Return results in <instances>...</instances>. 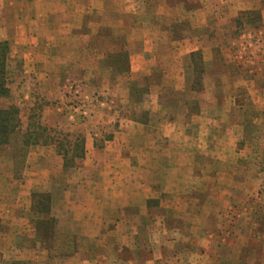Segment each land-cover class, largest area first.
<instances>
[{
    "label": "rangeland",
    "instance_id": "374dc122",
    "mask_svg": "<svg viewBox=\"0 0 264 264\" xmlns=\"http://www.w3.org/2000/svg\"><path fill=\"white\" fill-rule=\"evenodd\" d=\"M11 1L17 5L16 0H0V24H9V34L10 26L16 23L17 15ZM17 1L20 7L28 8V0ZM41 1L42 4H47L48 12L40 16L36 24H50V29H44L46 34L50 37L61 35L65 42L23 45L21 37H26V29L16 34L17 38L11 39V49L7 50L6 54L5 79L10 95L0 99V106L19 107L18 116L22 120V126L13 134L11 143L0 145V191L3 192L0 196L7 197L6 187L19 186L17 190H10V195L15 200L26 199V212L30 215V221L16 227H21L22 231L32 229L36 232V237L20 235L10 238L8 233L11 223H4L1 228L3 233L7 232V236L0 234V264H45L43 248L46 243L51 244L55 239L51 235L55 220H48L53 218L50 211L52 194L53 197L59 196V192L64 191L65 184L70 183V180L96 179L104 182L115 176L117 182L131 180L134 186L136 181H141L140 164L143 161L140 153L146 145L154 149L158 145L167 156L168 149L182 148L187 144L185 141L169 140L167 134L173 128L174 122L181 128L190 124L188 126L192 129V134H197L205 131L210 118L217 120L215 133L220 131L226 134V137L222 139L223 147L216 142L217 146L213 147V151L222 150L225 155L222 156L223 159L212 158V165L218 170V163H222L221 167L227 170L222 176L227 180L232 178L230 172L236 163L240 164L242 161L245 164L250 161V165L255 161V157L249 156L253 153L251 146L255 143L248 146L243 144L242 152H238L239 149L235 151L241 128L236 126L237 124H229L232 126H228L227 130L223 129L222 119L229 118L230 122L234 123L244 117L245 111H239V108L232 110L229 106L234 98L239 102L251 98L255 107L261 111V128L256 131L260 130L264 135V91H257L264 81V0H171L173 4L182 5L185 1L184 7L192 9L205 7L202 15L195 14L193 17L200 22L205 19L207 24L200 23V27L191 28V14L186 16L189 12L184 8L178 15L179 23L175 25L179 35L189 32L200 37L202 43L198 45L203 46L202 57L209 63L206 65L208 72L201 82L210 91L203 90L199 94L187 95L176 94L171 89L187 85L188 62L185 53L191 48L190 45L176 46L175 52L163 49L165 45L159 46L161 55L154 61V65H151L152 61L148 63L149 66L142 64L145 68L140 69L141 62L137 59L136 52L141 49V45L134 43L137 33L114 29L113 39L95 34L98 24L96 19L107 14L101 10L99 13L93 12V6L97 5L98 0ZM114 1L113 12L118 14L117 10L125 5V0ZM37 5H41V2ZM1 8L4 9L3 13ZM240 8L245 10L236 15ZM59 24L66 26L59 27ZM104 32L108 33L107 29ZM24 40L27 41V37ZM215 45L219 47L214 51ZM109 51H114L115 55H108ZM220 53L231 61V64L222 66ZM214 54L217 61L212 63ZM154 69L159 71L152 78H141L142 72ZM154 83L159 85L152 86ZM162 88L163 91L166 88L168 91L162 93ZM191 96H198L202 100V108L196 110L189 106L188 108L192 109L190 115H186L187 108L181 104ZM217 97L223 100L225 108H205L206 104L212 105L211 102H216ZM156 103L174 106L172 109L160 107L161 109L156 111L153 108ZM247 109L254 108L250 104ZM42 127L48 132L42 131ZM255 128L256 126L245 128V135L251 134ZM28 129L31 130L30 133H34L30 135L31 140L36 138L39 141L31 143L26 149L20 142L26 137V133L29 135ZM158 133L161 138L155 142V134ZM143 134L150 139L142 142L140 136ZM129 143L131 145H128ZM238 147L241 145L238 144ZM61 149L69 150L70 158L73 159L69 165L78 164L83 167L79 173H75L74 169L62 173L59 169L55 170L63 160L57 156ZM107 150H115V157L109 155ZM82 151L83 159L79 157ZM119 152L122 156H118ZM104 160L107 165L109 162L113 165L105 166ZM166 162L165 160L164 163ZM98 163L105 166L100 175H97V170L94 169ZM50 170L52 173H49ZM241 176L246 179V186L250 190L257 187L262 180L264 182V175L256 176L254 172ZM218 177L216 173L212 174V179ZM31 185L34 187L29 188ZM127 187L128 185L125 188H117V199H123L125 194L131 195V190L126 193ZM132 190L140 192V189ZM101 191L100 188L97 190L102 194ZM8 208L11 209V206ZM8 208L6 206V210ZM27 224H30V227ZM9 241L22 246L20 253L11 252ZM58 254L60 253H53V256L59 257Z\"/></svg>",
    "mask_w": 264,
    "mask_h": 264
},
{
    "label": "crops",
    "instance_id": "0c3cea01",
    "mask_svg": "<svg viewBox=\"0 0 264 264\" xmlns=\"http://www.w3.org/2000/svg\"><path fill=\"white\" fill-rule=\"evenodd\" d=\"M39 1L41 5H37ZM16 2L17 5L11 1V5H14L13 10L17 13L16 23L10 26L11 34L8 33L9 24H0V43L5 42L8 46L7 50L11 49V39L16 40V34L21 33L22 29L27 31H25L27 41L24 40L25 36L21 37L23 45L65 42L61 35L50 37L48 33L46 34L44 29H50V24H36L40 16L47 14V4H42L41 0H28V8L24 9L18 5L17 0ZM124 2L125 5L117 10L120 15L118 19V14L113 12L114 0H98L97 5L93 6V12L99 13L101 10L107 14L96 19L98 24L95 34L113 39L114 29L137 33L134 43L141 45V49L136 52V57L141 62L140 69L145 68L144 64L149 66L148 63L152 61L151 65H154V61L161 55L159 46L165 45L163 49L175 52L176 46L190 45L191 48L185 53L188 62L187 85L182 88H173L171 91L182 95L199 94L203 90L210 91L204 84H201L198 90L193 85L195 67L191 55L196 51L203 54V46L198 45L202 43L200 37L189 32L179 35L175 30V25L179 23L178 15L184 11V8L189 12L186 16L191 14L190 23L193 24L191 28L200 27V23L205 24V19L203 22L198 19L199 22H197L198 20L196 21L193 17L195 14L202 15L205 7L192 9L184 7L186 6L185 1L182 5L173 4L171 0H125ZM3 10L1 8V13ZM243 10L245 8H240L236 15ZM21 22L27 24H21ZM62 25L65 24H59V27ZM106 29L108 33L104 32ZM217 47L219 46H214V51ZM207 48L210 49V47ZM110 54L115 55L114 51H109L108 55ZM220 55L222 66L231 64V61L222 56L223 54L220 53ZM203 60L205 70L202 74V81L208 72L206 65L209 64L206 58L203 57ZM216 61L217 56L214 54L212 63ZM158 71L154 69L150 72H142V77H140L149 79ZM158 83L152 86H158L160 84ZM261 83L257 91H264V81ZM165 91L168 89L163 91L162 88V93ZM243 91L245 92L244 89ZM5 98L7 97H0V99ZM236 100L234 98L229 108L232 110L239 108V111H245V116L237 119V122L233 120L234 123L230 122L229 118H223V129L232 126L229 124L240 126L241 132L239 131L234 149L242 152L243 144L248 146L254 142L255 144L251 146L253 153L249 154L250 157L256 158L254 162L250 165H248L250 161L245 164L241 161L242 165L236 163L230 172L232 178L227 180L224 175L222 176L227 171L221 167L222 163H218V170L212 165V158L223 159L222 156L225 155L222 150L221 152L213 151V147L217 146L216 142L222 146V139L226 137V134L220 131L215 133L217 120L210 118L205 131L197 134H192V129L188 126L190 124H187L186 128H181L174 122L172 123L173 128L167 134L170 137L169 140L185 141L187 144H184L182 148L168 149L167 156L158 145L155 149L146 145L144 151L140 153L143 161L140 164L141 181L139 183L136 181L134 186L131 180L117 182L115 176L104 182L96 181V179L70 180V183L65 184L64 191L59 192V196L53 197L52 194L50 211L55 224L51 235L55 239L52 241L54 244L46 243L43 248L45 264H264V182L262 180L257 187L250 190L246 186V179L241 178V175L249 172H254L256 176L264 175V160L262 159L264 158V135L260 130L256 131L261 128L260 121L262 120L259 117L261 111L255 107L251 98L241 102ZM201 103L202 100L198 96H191L181 105L187 108L186 115H190L192 108L188 107L201 110ZM211 103L213 104H206L205 108L226 107L220 97H217L216 102ZM165 104L162 106L156 103L153 108L157 111L161 109L160 107L172 109L174 106ZM250 104L254 109H247ZM6 107L8 106H0V108ZM171 118L173 119L174 116ZM134 123L139 124L140 122L134 121ZM249 126H256L255 131L245 135L244 130ZM160 138L159 133L155 134V142H158ZM146 139L150 138L145 137V134L140 136L142 142ZM238 144L241 147L237 148ZM88 147L87 142V149ZM107 151L109 155L114 156L113 153L116 155L115 150ZM120 153L118 156H122ZM58 154L57 156L63 160L55 169L56 171L59 169L58 171L62 173L74 169L75 173H79L83 169L78 164L66 166L64 154L62 152ZM245 156L247 158L248 154ZM79 157L84 158L83 151ZM127 158L131 159L130 156ZM165 160L166 163H164ZM103 162L108 167L113 165L110 162L107 165L106 160ZM105 166L100 163L95 166L97 175L102 173ZM128 166L130 167V164ZM49 173H52L51 170ZM213 173L219 177L212 179ZM127 185L126 193L131 190V195L125 194L123 199H117V188H125ZM33 187L34 185L29 186V188ZM99 188L103 196L97 192ZM133 188L140 189V192H134ZM12 189L17 190L19 186L6 187L7 197L0 196L2 227L4 223L10 221L11 228L8 233L10 238L20 235L36 237L34 230L27 228L22 231L21 227H16V225L21 226L23 223H28L30 215L26 212V205H28L26 199L23 201L13 199L12 191H10ZM2 193L0 191V194ZM136 194L139 196L137 197ZM136 198L139 200L137 201ZM6 206L7 208L11 206V209L6 210ZM27 226L30 227V224ZM0 234L3 237L7 236V232L3 233L2 228ZM8 247L13 253H20L22 250V246L12 242ZM33 249L36 250V248ZM1 251L0 249V253ZM57 252L60 253L59 257L53 256V253Z\"/></svg>",
    "mask_w": 264,
    "mask_h": 264
},
{
    "label": "trees",
    "instance_id": "16d2710c",
    "mask_svg": "<svg viewBox=\"0 0 264 264\" xmlns=\"http://www.w3.org/2000/svg\"><path fill=\"white\" fill-rule=\"evenodd\" d=\"M242 13L244 14L245 12H242ZM7 47L8 46L5 42L0 43V97L1 96L8 97L10 95V90H9V87L7 86V82L5 79V71H6L5 67H6V61H7L6 54H8ZM191 56H192V60H193L194 67H195L194 69L195 76L193 79L194 80L193 85H194V88L198 90L199 88H201V84H202L201 79H202V74L205 70V62L203 60L202 53L200 51L193 52ZM18 113H19V107L15 105H10L6 108H0V145L10 144L13 134L16 132V130L18 131L20 130V126H22V120L20 116H18ZM46 130L47 129L42 127V131L45 132ZM29 131L31 130L28 129L27 132ZM31 133L29 132V135L26 133V137L21 140L20 144L22 145V147H27L31 143L33 144L39 141L36 138L31 140L30 135H34V133L32 134ZM36 137H37V134H36ZM60 151L64 154L66 166L69 165L70 162L72 163L73 159L70 158L69 150L61 149ZM48 220L53 221V218H48ZM1 227L2 225L0 221V229Z\"/></svg>",
    "mask_w": 264,
    "mask_h": 264
}]
</instances>
